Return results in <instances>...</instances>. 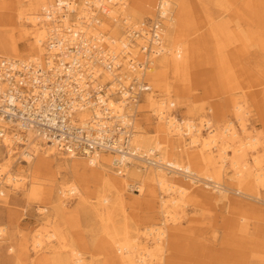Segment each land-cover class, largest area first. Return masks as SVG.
Segmentation results:
<instances>
[{
  "label": "bare ground",
  "instance_id": "bare-ground-1",
  "mask_svg": "<svg viewBox=\"0 0 264 264\" xmlns=\"http://www.w3.org/2000/svg\"><path fill=\"white\" fill-rule=\"evenodd\" d=\"M156 19L160 20L159 37L157 33L153 37L158 40L149 36V45H159L154 54L145 55L138 37L129 38L126 33L130 28L139 30L144 41V27ZM53 39L58 43L48 51ZM78 40L97 52L79 51ZM48 53L66 59L82 56L85 60L71 63L81 62L77 84L57 77L65 86L63 92L68 91L72 99L74 89L88 91L86 83L104 87L107 105L120 113L124 124L132 121L131 132L129 137V131L111 136L112 146L121 152L93 147V153L85 156L74 152L71 144H66L67 152L58 140L50 142L30 129L20 133L14 121L0 113V203L7 205L9 218L8 199L20 191L24 203L35 205L38 212V223L12 243L7 242L9 228L0 225V243L7 242L15 263L190 264L188 258L178 256L181 229L175 226L184 216L189 197L198 194L232 209L233 217L226 221L233 243L243 248L250 245L244 255L252 256L254 264H264V225L260 223L264 206L259 205L264 201L260 195L264 138L247 122L251 115L247 96L253 98L250 86H260L264 93V80L251 79L252 69L259 71L263 64L264 70V0L0 1V62L13 65L17 61L20 68L28 62L24 59L42 60ZM108 54H119L118 62L112 63ZM101 56L104 66L98 64ZM125 57L141 61L147 57L149 62L145 70L139 68L133 74L141 86L134 101L125 92L118 94L124 89L118 86L119 77L134 81L127 74ZM208 72L210 80L220 84L219 93H237L215 103L229 107L228 113L221 117L220 112H200L196 121L194 107L185 103L189 118L175 117L171 107L203 86ZM75 74L73 67L70 76ZM84 75H89L90 82ZM247 79L251 80L248 86ZM53 81L52 76L47 79L49 85H58ZM142 83L147 87L143 89ZM2 86L6 88L0 81V91ZM76 101L75 96L73 109ZM87 105L93 106L86 100L79 104L72 116L74 126L85 128L92 115L94 123L100 119L101 112ZM141 123L152 124V129ZM102 137L97 132L94 140ZM249 153L251 159L246 156ZM153 155L157 165L144 162ZM236 191L242 198L231 201ZM74 197L76 207L70 208ZM86 204L92 217L87 225L79 218ZM127 208L141 213L130 220ZM16 226L20 229L22 224ZM196 229L189 226L187 230Z\"/></svg>",
  "mask_w": 264,
  "mask_h": 264
},
{
  "label": "built area",
  "instance_id": "built-area-1",
  "mask_svg": "<svg viewBox=\"0 0 264 264\" xmlns=\"http://www.w3.org/2000/svg\"><path fill=\"white\" fill-rule=\"evenodd\" d=\"M65 11H70V9ZM150 21H148L147 26L144 27V30H147L145 31L146 39L144 41L140 39L142 34H140L139 30L130 28L126 33L129 35V38L130 36L133 38L134 35L138 37L140 44H142L141 50L145 55L154 54L156 47L159 45L156 44L155 47L149 45V36L152 35L151 39L158 40L159 31L156 30L160 25V20L156 19L154 22ZM155 33H157L158 37H153ZM56 41V39H53V45H50L49 49L47 48L48 51L55 48L56 43H58ZM76 45L79 51L91 48L93 51L97 52V48L92 47V45L86 47L79 40L76 41ZM125 54L128 55V52ZM125 54L123 55L125 56ZM118 56L120 55L108 54L107 58H109V60L112 59L113 63L115 61L118 62ZM76 59L85 60L82 56H76L74 59H66L58 53H48L44 55L42 60L32 61L30 59H24L28 60V62L26 66L22 65L20 68L16 67L17 61H15L12 65L9 62L2 60L0 62V81L6 84V88L2 86L3 89L0 91V113H2L5 117H10L14 121L15 126L20 133H25L26 130L30 129L38 137L43 136L49 141L52 139L58 140L63 144L61 146L59 145V147H64V150L67 152H70L68 149L70 144L73 146L74 152L85 156H87L89 152L93 153L91 151L93 150V147H96L97 151L106 149L113 152H121L117 146H112L111 136L117 134L118 132L124 133V131H129L126 133L129 137L132 121L129 120L127 124H124L123 117H121L120 113L114 110L111 111V108L106 103V89L104 87H99L98 84L93 87L90 83H86L88 86L86 89L88 91L74 89L73 93L74 97L76 96L77 101L75 103L76 109H73L72 99H74V97L69 99L72 95L68 94V91L63 92V88L65 86L57 81V77L59 76L63 77V79L67 78L72 80L73 85L77 84L76 79L81 74V72L77 70L81 62L71 64ZM102 59L103 56L99 59L98 64L104 66L102 65L104 63ZM125 60L129 69L127 74H132L131 78H133L134 81L128 83L126 79L120 80L119 77L118 86L122 85L124 89L122 91L118 90V94L125 92L129 94L127 99L134 101V99L137 98L136 96L140 94L141 86L137 77L133 76V74L137 72L139 68L142 69V71L145 70L148 67L149 62L147 57H145V61L132 59L127 60V57L124 58V62ZM71 65H74L73 67L76 69V74L74 76H70V69L73 68ZM61 67L64 68L60 69ZM51 76L54 77L53 82L59 86H54L53 84L49 85L47 83V79ZM84 76L85 81L90 80L89 75ZM125 84H129V86ZM142 85L143 89L147 87L146 83H142ZM33 88L37 91L35 94L32 91ZM81 92H87V95H82ZM66 96L68 97V103L65 102ZM84 100L93 104V106L87 105V107L92 109L97 108L98 111L101 112L98 122L94 123L97 120L92 115L90 124H87L85 128L80 125L74 126L75 119H72V116L77 113L75 111L77 110L79 104ZM39 104H41V106H39ZM92 112H90V115ZM92 124L95 129H93ZM97 132L103 133V137L99 140H94ZM105 132H108V134H105ZM2 133L3 129H0V135ZM66 144H68L67 149ZM122 144L124 147H126L125 144H128L126 137L123 139ZM154 158L155 156L153 155L150 156V158L145 157L143 160L147 164L157 165L158 163ZM162 165L164 167L167 166L171 168V166L167 163Z\"/></svg>",
  "mask_w": 264,
  "mask_h": 264
},
{
  "label": "rangeland",
  "instance_id": "rangeland-1",
  "mask_svg": "<svg viewBox=\"0 0 264 264\" xmlns=\"http://www.w3.org/2000/svg\"><path fill=\"white\" fill-rule=\"evenodd\" d=\"M5 1L10 2L12 0ZM262 65L259 71L255 68L252 69V73L254 75L251 79L253 81L255 79L261 81L264 80V70H261ZM207 69L208 67H206V70ZM210 76L212 77L211 73L208 72L206 74V83L203 86H198V88L192 90L191 96L189 95L190 97H188L185 102H176L171 107V113L175 115V117L178 119L189 118L185 103H190V105L194 107L193 116L196 121L198 113L200 112H205L208 115L220 112L221 117L224 113H228V110H230L229 107L226 105L220 106L215 103H217V101H221L223 97L236 96L237 93L233 91V93H219L221 92L220 84L215 83L213 80L211 81ZM247 80H249V83H247L248 86L250 85L251 80ZM251 86L249 92H251L253 98L249 97V95L247 96L251 113V115L248 116V127L253 132L262 133L264 138V93L259 91L262 87ZM139 118H142L141 112ZM141 124L146 126L148 130L152 129V124ZM208 130L204 129L203 132ZM246 156L248 159L252 158L251 153L246 154ZM226 180H224L225 183L228 181ZM132 192L133 191L130 189L127 190L129 195L135 196ZM260 195L264 198V190L260 191ZM231 197H233L231 198V201L242 198L237 191L232 192ZM24 200L22 192L19 191L18 193H11L8 199V208L11 211L9 218H6L7 205L5 207L0 203V225H6L7 228H9L7 229V234L10 239L7 240L8 243L16 241L21 234L27 233L29 229H32L38 223V212L36 210V206L33 204H25ZM77 201L78 199L76 197L72 198L71 201H69V207H76ZM243 201H245L246 204L250 202L249 200ZM87 204L82 206L79 211V218L81 219L82 224L85 225L88 224V221L92 222V217L87 215L88 209H85ZM261 204L259 205L264 206V201ZM228 208L229 206L225 207L222 202L210 200L198 194H193V196L189 197L187 206L184 209V216L182 217L180 224L175 226L181 229L178 240L179 250L182 252H178V256L180 254V256L184 258H188L187 260H189L190 264H224V261H226V264H254L250 262L249 257L252 256H249L248 254L246 256L244 255L250 245H246L247 248H243L242 245H235L236 242L233 243L234 239L228 234L230 231L228 230L229 224L227 223L226 218L233 217V213H230V210L232 209ZM138 213H141V211L133 208H127L125 211V214L130 220L134 219ZM18 222L22 224L20 229H17L16 226ZM260 223L264 225V222ZM189 226L196 227L197 229L194 231H188L187 229ZM199 234L201 235L199 236ZM7 242L5 241L4 243H0V264H18L15 263L13 258V251H8L9 248H7ZM190 242L193 244H190ZM199 242L200 244H198ZM193 245L195 247L196 245H200V248L196 249ZM203 251L204 254H202ZM255 256L263 257L261 254H256Z\"/></svg>",
  "mask_w": 264,
  "mask_h": 264
}]
</instances>
